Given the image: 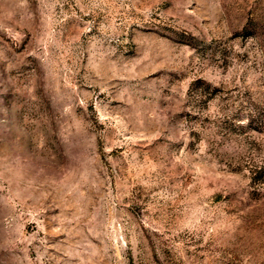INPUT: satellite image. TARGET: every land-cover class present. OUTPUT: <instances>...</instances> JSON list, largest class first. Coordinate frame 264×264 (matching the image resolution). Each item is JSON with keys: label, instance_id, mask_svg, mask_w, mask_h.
I'll list each match as a JSON object with an SVG mask.
<instances>
[{"label": "rangeland", "instance_id": "1", "mask_svg": "<svg viewBox=\"0 0 264 264\" xmlns=\"http://www.w3.org/2000/svg\"><path fill=\"white\" fill-rule=\"evenodd\" d=\"M0 264H264V0H0Z\"/></svg>", "mask_w": 264, "mask_h": 264}]
</instances>
